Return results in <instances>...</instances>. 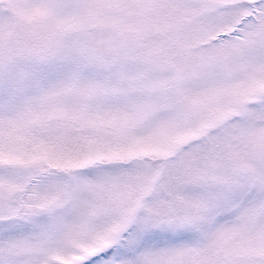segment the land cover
<instances>
[{"label":"snow or ice","instance_id":"snow-or-ice-1","mask_svg":"<svg viewBox=\"0 0 264 264\" xmlns=\"http://www.w3.org/2000/svg\"><path fill=\"white\" fill-rule=\"evenodd\" d=\"M0 264H264V0H0Z\"/></svg>","mask_w":264,"mask_h":264}]
</instances>
